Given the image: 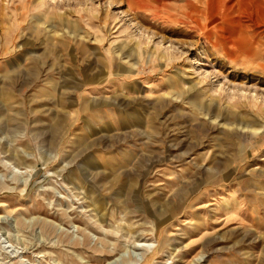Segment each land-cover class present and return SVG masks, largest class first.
Returning <instances> with one entry per match:
<instances>
[{"label":"rangeland","instance_id":"obj_1","mask_svg":"<svg viewBox=\"0 0 264 264\" xmlns=\"http://www.w3.org/2000/svg\"><path fill=\"white\" fill-rule=\"evenodd\" d=\"M244 1L0 0V264H264Z\"/></svg>","mask_w":264,"mask_h":264},{"label":"bare ground","instance_id":"obj_2","mask_svg":"<svg viewBox=\"0 0 264 264\" xmlns=\"http://www.w3.org/2000/svg\"><path fill=\"white\" fill-rule=\"evenodd\" d=\"M175 1V0H174ZM177 1V0H176ZM250 1V0H249ZM243 2H245L244 0H243ZM202 4V3H201ZM244 4H247V3H244ZM249 5V4H248ZM251 5H252V3H251ZM254 5H256V4H254ZM201 6V5H200ZM238 6V5H237ZM245 6H247V5H245ZM253 6V5H252ZM243 8V7H242ZM187 9V8H186ZM180 10V9H179ZM242 10V9H241ZM186 11V10H185ZM182 12V11H181ZM240 12H242V11H240ZM201 13V12H200ZM190 15H192V14H190ZM237 15V14H236ZM193 16V15H192ZM193 18V17H192ZM184 19V18H183ZM242 19H244V18H242ZM238 20V19H237ZM192 21V20H191ZM193 22V21H192ZM243 22V21H242ZM199 24V23H198ZM242 26V25H241ZM248 30V29H247ZM245 40V41H244ZM244 40H241V43L244 45L245 43H246V39H244ZM212 44V43H211ZM259 46H256V48L252 51V48H250V47H247V46H242L243 48H241V50H239V55H240V57H241V59H242V61H244V62H246V63H252V60L250 59V55H251V52L252 53H256V57L259 59H262V57H263V49L261 48V46H263V44H261L260 42H259ZM250 53V55H249V53Z\"/></svg>","mask_w":264,"mask_h":264}]
</instances>
